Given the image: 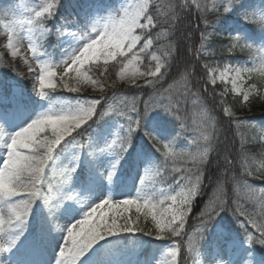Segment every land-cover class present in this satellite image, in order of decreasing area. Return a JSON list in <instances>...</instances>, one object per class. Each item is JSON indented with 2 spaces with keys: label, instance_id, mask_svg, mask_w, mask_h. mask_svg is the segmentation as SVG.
<instances>
[{
  "label": "snow or ice",
  "instance_id": "1",
  "mask_svg": "<svg viewBox=\"0 0 264 264\" xmlns=\"http://www.w3.org/2000/svg\"><path fill=\"white\" fill-rule=\"evenodd\" d=\"M196 0H193L195 3ZM234 0H223L220 4L216 3V0H213L211 7L214 9L215 13H219L223 4V11L228 12L233 6ZM53 4H47L43 7L42 11H37L35 13L36 17H41L44 13H51ZM197 7L201 6L197 4ZM202 12H207V6L201 8ZM169 12L172 13V19L175 18V6H169ZM148 3L143 4L129 3L124 9L122 14L114 17H110L105 21L99 29L93 28V32L96 33V39H91L90 43H87L79 50V54H74L69 58V63L67 65L68 71H71L72 66L74 65H83L91 60H98L101 56L107 59H115L118 55L122 54L125 51V48L128 52H132L133 48L136 46L137 42L141 39L140 36L135 35L136 29L146 30L150 25H154V20L151 15H148ZM146 19V23H141V18ZM246 19H254L261 23V26L264 27V14L258 16H248ZM33 21L28 20V24H32ZM207 23V20H205ZM101 38H105L101 40ZM204 39H207L206 37ZM233 44L229 48V51H232L235 47L240 45L241 41H244L240 35H235L231 37ZM246 42V41H245ZM153 44V39L148 37L140 49L143 52L145 49L149 48ZM11 46V45H10ZM203 40L201 42V48H203ZM242 48H247L250 51H256L260 53L261 60L264 61V49L254 48L250 43H244L240 45ZM35 51V49H33ZM138 54H134L133 58H136ZM168 53H165L167 56ZM153 60H156L155 70L149 72L148 75L153 78H162L163 73L162 69L165 68L163 63L159 62V58L156 56L152 57ZM77 74L79 75V68H76ZM237 75H239L241 69H236ZM245 71L251 73L253 69H246ZM157 74H160L159 77ZM261 74L264 75V64H262ZM49 76L55 75L54 72H49ZM124 70L121 69V76L123 77ZM40 96H46L47 93L43 91L45 77L40 76ZM63 79V77H62ZM154 81L149 80L148 83L152 84ZM93 84L97 81H92ZM66 86V85H65ZM49 87H54L49 84ZM255 88V85H253ZM70 91H77V89L72 88ZM244 100H248V94H244ZM101 101L99 99L92 101H84L76 108H70L67 110H62L59 112H51L47 114H42L37 119L33 120L29 125L17 131L14 135L11 136L10 142L7 143V157L4 161L3 169L0 170V201L5 200V198H10L17 195L18 188H22L27 193L28 198L22 200L15 205H11L12 216L8 221L0 219V234H3L6 231L5 224L7 223L8 228L13 226L19 227L23 224L24 220L27 218L28 213L32 207L33 202L39 197L42 198L45 203H48L51 193H41L38 186L41 185L44 179V170L48 166L49 162L54 159V150L62 141L65 140V137H73V132H76V135L81 133L77 131L81 129L82 125L88 124V122L95 115L96 107ZM162 108L174 115L171 109L167 106H162ZM227 111V110H226ZM132 113L137 119L133 120L131 117L128 118V135L121 138L117 137L116 140L112 141L113 145L119 144L121 149L120 155L123 156V153L127 151V148L131 143V135L138 127L142 126L143 119L148 115L147 106L144 113V116H141L140 112L135 108V102L133 101ZM124 115V113H120ZM231 115V113H228ZM179 118V117H177ZM135 125V128L133 127ZM51 128L52 138L49 139L45 133L47 127ZM201 135L198 139L192 141L193 144H197V150L195 153H183L176 152L173 150L172 141L164 143L159 137L155 136L152 133H147L149 139L153 142L163 145V148L166 149L163 155L165 159H185L195 167L196 174V184H199L200 173L202 167L207 164L209 155L214 151V131L215 125L211 123L210 119L201 125ZM39 134V135H38ZM260 139L264 140V132H261ZM202 140L203 143L200 144L198 141ZM243 143V138H242ZM79 146L83 147L84 145ZM25 150H31L30 153H26ZM226 162L227 157L225 156ZM264 167V165H262ZM74 170V169H73ZM177 171H180L179 169ZM187 173H192V169L188 168L184 170ZM147 176V170H146ZM182 180L191 181L192 177L190 175H184L181 177ZM141 184H144L142 180ZM53 187L52 184L48 185V189ZM171 187V186H170ZM174 190V189H173ZM195 193V186L189 190L187 194L183 192H178L174 196H166L162 191L161 196H164V199L158 201L159 206H164L167 201H171L167 207L163 208L162 212L158 214V205L151 203V199L141 189L139 193V199L143 200V204H140L137 199H125L123 201L113 202L111 199H106L96 204L91 208V212L87 215L89 217L92 214L97 213L98 210L103 208H108L109 211L116 210L115 217L111 218V222L105 219V213L100 212L99 222H97L91 229L87 232L81 228L79 231H76V225L86 224L87 220H79L76 224H73L67 229V238L64 246L62 247L59 256L60 260L58 264H76V262L95 244L99 239H102L105 235H110L116 232L127 231V232H143L142 229H139L134 224L129 223L131 217L126 214L129 212V206L136 204V211L139 213L144 211L145 214H151L152 219L156 223V227L159 230L158 237L163 238L165 232H169L172 235H180V229L184 226V217L187 214V211L190 209V199L191 196ZM179 198V199H178ZM225 202L220 200L216 207L221 210L224 208ZM123 206L122 211L119 206ZM173 205H176L173 207ZM213 212L216 211V208L212 209ZM204 215V214H202ZM212 213H207L208 220H211ZM123 219V223L118 221ZM178 222V225H177ZM256 228L258 235L253 236L251 233L247 235L248 242L259 243L264 245V223L259 225H253ZM206 228V224L204 225ZM200 237H203V230H199ZM247 231V230H246ZM148 235H153L151 232L147 233ZM7 246L0 241V250L5 249ZM176 246L170 249L172 255L175 256ZM193 249L192 238H189V251Z\"/></svg>",
  "mask_w": 264,
  "mask_h": 264
},
{
  "label": "rangeland",
  "instance_id": "2",
  "mask_svg": "<svg viewBox=\"0 0 264 264\" xmlns=\"http://www.w3.org/2000/svg\"><path fill=\"white\" fill-rule=\"evenodd\" d=\"M148 0H124V3L120 4L122 6L119 7L121 14L123 9L129 3H137L143 4ZM41 9L40 11H42ZM118 16L114 13H110L106 15L99 22L93 23L89 25L88 31L85 35H82L81 32H75L70 39L79 40V44L75 47L71 48L68 51L67 58L64 63L59 66H55V68L50 69L46 63V58H42L39 64L37 60L34 59L32 49L34 47V41L31 38L30 43V52H29V60L34 63L35 68L37 69L36 78L38 82V86L40 88V76L45 77L44 86H48L54 80V75L49 76V72L63 73V71H68V63L69 58L72 57L75 53L79 54V50L83 48V46L87 43L91 42V39H96V33L93 32V28L99 29V27L107 21L110 17ZM18 21L22 23L24 21V29L29 31H35L37 28L28 24V20L32 18L24 19V16L21 14L18 16ZM141 23L144 22V18H141ZM6 28H8V24H6ZM137 35V33H135ZM138 36V35H137ZM17 37L15 34L9 40V47L13 51H17V53H23L25 51L24 46L18 44ZM105 38H101L103 40ZM65 41V40H64ZM11 45V46H10ZM21 49V50H20ZM126 49V48H125ZM103 57V56H101ZM26 59V57H25ZM31 63V62H30ZM32 65V64H31ZM76 65L72 66L71 71H69L68 83L71 86H77L82 78L74 72V68ZM34 68V69H35ZM35 69V70H36ZM138 75V70L135 66L134 62H131L124 71V76L128 79H133ZM38 98V94H31V99L29 100V104H33L32 111L29 112L24 118L16 117L15 125H11V122H8L0 116V170L3 169L4 161L7 157V143L10 142L11 136L14 135L17 131L29 125L33 120L40 117L42 114H47L51 112H59L62 110H67L70 108H76L81 103L79 101L68 102L67 99L53 101L51 103H42L38 100L33 101V98ZM20 112H23L21 110ZM18 112V113H20ZM49 139L52 138L51 128L50 126L45 129V133ZM114 131L109 130L101 135L98 139V143H94L91 149L87 148H76L72 151V154H68L60 163H58V168L60 170L57 171L59 176V180L63 185H68L67 187H71V182H69L71 176L70 174L73 172V169H77L83 165H87L88 176L93 178V181L87 186V190L84 193V196H80L79 194L75 195L71 198L70 202L72 208L61 209L56 212L53 208V205L57 201L56 198H51L50 201L46 205V210L44 211L45 215H47L46 220V234L48 237L40 238L38 242L37 234H34L36 231V217H35V202H33L32 207L28 213L27 218L24 220L23 224L19 227H11L7 230L8 225L5 224L6 231L3 234H0V241L7 246L5 249L0 250V264H5L6 261H10L11 264H35L36 262H40L41 264H58L60 260L59 253L62 247L65 244L67 238V229L71 227L73 224H76L79 220H87L86 224L76 225V231H79L81 228L87 232L91 229L97 222H99L100 212L105 213V219L108 222H111V218L115 217L116 210H112V215H110L109 209L103 208L97 211V213L92 214L89 217L87 214L91 212V208L96 204L100 203L103 200L111 199L113 202L115 201H123L125 199H129L130 192L129 190H123L119 195L114 192V180L110 179L109 176L113 171L114 167L117 166L116 159L110 155L104 156L101 152L97 150L98 145L101 143L103 146H108L107 143L110 142V138L113 136ZM39 135V134H38ZM26 153H30L31 150H25ZM92 170V171H91ZM134 174V178L131 182H134L136 177H138L137 172ZM45 172V170H44ZM28 198L27 193L24 189L18 188L17 195L5 198V200L0 201V219L8 221L12 216L11 205H15L16 203L26 200ZM169 201L168 204H170ZM168 206V205H167ZM166 206V207H167ZM176 205H173L175 207ZM122 211L123 206H119ZM38 209V207H37ZM50 214V216H48ZM119 223H123V219L118 221ZM130 223V221H129ZM125 231L116 232L110 235H105L102 239H99L92 247L76 262V264H132V259L123 258L117 249H110L112 247V242L115 237H118ZM162 246V245H161ZM107 247H109L110 253H107ZM51 249L52 254L48 255L46 253H42V249ZM160 252L151 251L146 253L144 259H146L145 264H160L162 258L164 257H173L170 249L172 246L163 245Z\"/></svg>",
  "mask_w": 264,
  "mask_h": 264
},
{
  "label": "trees",
  "instance_id": "3",
  "mask_svg": "<svg viewBox=\"0 0 264 264\" xmlns=\"http://www.w3.org/2000/svg\"><path fill=\"white\" fill-rule=\"evenodd\" d=\"M162 1V0H160ZM160 1L156 6L160 5ZM183 43L191 47L189 42L190 34L187 31H183ZM184 62L181 65L180 75L185 76L188 80L189 90L191 95L205 101L203 94L201 93L202 86L200 84L201 79V68L195 60H192L188 53L184 56ZM190 74L191 79L188 77ZM208 99V98H206ZM211 103V107H216L217 103L213 100L208 99ZM218 140L214 141V151L212 153L211 159L206 167V172L210 175L215 176L214 180L220 179L216 185H219L220 189L224 192L229 190V186L232 183H229L231 176H235L237 168L248 174H255L261 179H264V169L263 170H254L252 165L257 160L264 161V149L256 144L245 143L242 145L239 142L232 141V134L229 130L225 128L219 129L217 132ZM244 148L241 152L240 149ZM225 156L227 157L226 162ZM264 163V162H263ZM225 176V177H221ZM253 207L259 208L261 211H264V200H260L258 203H253Z\"/></svg>",
  "mask_w": 264,
  "mask_h": 264
}]
</instances>
